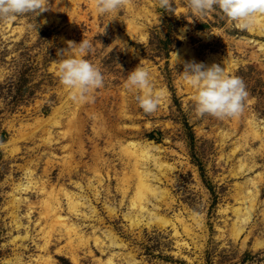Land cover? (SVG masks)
Instances as JSON below:
<instances>
[{"label": "rangeland", "instance_id": "1", "mask_svg": "<svg viewBox=\"0 0 264 264\" xmlns=\"http://www.w3.org/2000/svg\"><path fill=\"white\" fill-rule=\"evenodd\" d=\"M94 3L50 0V10L35 18L26 14L0 23V264H12L16 256L23 264H100L110 255L114 264H264V15L250 29H240L219 9L193 15L187 0H172L174 11L160 9L158 0H125L111 15L97 14ZM34 22L37 33L30 27ZM84 38L93 44L86 59L98 67L104 84L88 100L73 101L57 75L58 52ZM193 61L218 64L243 81L248 95L240 115L196 114L195 90L178 77ZM139 64L149 70L152 93L160 97L152 113L139 107L142 91L125 87ZM130 143L152 155L145 168L159 179L151 182L164 198H152L147 209L165 224L144 214L131 227L125 218L132 212V192L125 198L121 193L128 166L121 148ZM153 158L164 167L158 169ZM62 160L71 161V168ZM27 168L50 188L63 185L84 195L80 209L86 218L69 215L62 199L63 216L90 240L75 260L57 233L41 249L42 195L15 191L32 181ZM69 169L71 180L67 173L59 177ZM92 169L101 172L102 184ZM91 180L94 189L86 186ZM252 186L258 192L252 215L238 222L234 211L244 208L242 197ZM13 194L27 200L15 213ZM28 203L35 207L30 218ZM234 224L242 227L238 235ZM26 232L28 238L18 241ZM109 232L116 245L105 237ZM93 234L104 244L96 246Z\"/></svg>", "mask_w": 264, "mask_h": 264}, {"label": "clouds", "instance_id": "2", "mask_svg": "<svg viewBox=\"0 0 264 264\" xmlns=\"http://www.w3.org/2000/svg\"><path fill=\"white\" fill-rule=\"evenodd\" d=\"M61 0H55L59 4ZM125 0H95L93 7L97 14L111 15L124 6ZM160 9L174 11L172 0H158ZM187 6L195 16L203 17L219 9L220 12L240 29H250L257 15H264V0H187ZM50 10V0H0V23L7 24L18 16L32 14L35 17ZM37 33V24L30 25ZM185 31L182 29L181 32ZM183 39V36L178 37ZM93 44L88 39L81 43L67 42V48L58 52L57 75L62 86L69 90L73 101H86L90 93L103 87L104 78L98 67L86 57ZM178 62V54L174 53ZM195 90V112L198 116L210 115L218 119L234 118L244 110L247 91L243 81L226 73L218 64L187 62L178 75ZM125 87L142 91L136 97L139 107L145 113L154 112L160 102L159 94L151 90V77L147 68L139 64L127 75Z\"/></svg>", "mask_w": 264, "mask_h": 264}, {"label": "bare ground", "instance_id": "3", "mask_svg": "<svg viewBox=\"0 0 264 264\" xmlns=\"http://www.w3.org/2000/svg\"><path fill=\"white\" fill-rule=\"evenodd\" d=\"M71 121L72 120L69 121V124ZM59 122L60 120L56 119L54 121V124H59ZM251 127H252L253 136L259 137L260 135L256 127L254 125H252ZM46 133L48 134V137L45 139V142L47 144H50L52 142L51 132L48 131ZM133 143L127 144L126 146L124 145V147L121 146L122 147L121 152L123 153L126 160L128 161L127 163L128 166L126 168L127 170L126 174L123 175L125 177H124V180L122 181L124 185L121 186V193L123 195V198H125L129 190H131L132 192V195L130 196V199H129V206L132 212L127 214L125 218L130 222L131 227L138 225L141 222L140 218H143L144 214L146 215L148 214L147 216H150L155 221L161 220V222L165 224L166 222L163 219H159L158 216H156V214L150 213L149 210L147 209V203H149L152 198L157 199V200L164 198V192L159 191L158 188L155 187V185H153L151 182V177L154 178L153 180L158 181L159 179L156 176L151 175L150 172L145 168V165L148 164L147 162L152 157V155L149 154V149L147 147L138 148V146L134 145ZM66 147L67 146H63L62 149L66 150ZM82 154L83 153L81 152V155ZM69 160H71V158H69ZM153 160L155 164L157 165L158 169H162L164 167L163 164L157 160V158L156 159L153 158ZM62 161H63V164L66 163L68 164V167L71 168L70 167L71 166L70 164H72L71 161H66V160H62ZM242 166L243 165L241 164L240 169L242 168ZM72 168L75 169L77 167L75 166ZM26 171H27L26 172L27 175L30 177V179H32V181L25 187H23L21 184H17L15 187V191L20 192L22 190L24 192H32L34 190L38 194L42 195L41 200L38 202V204L40 205V211H39L40 216L37 222L39 224L38 233H41L42 240H43L41 249H44V250L48 249V246L51 243V239L53 238L54 234L57 233L59 234L60 237L65 239L66 246L69 248V250H71L70 252L71 256L73 260H75L77 258V250L83 246H86L88 244V241L90 240H89V237L87 238L85 235L81 233V230L79 229V226L77 225V223H73L63 216V213L65 211L63 210L62 199L66 201V204H67L66 210L69 215L81 216L83 218H86L87 217L86 214L83 213L80 209L82 206L86 204L85 202L84 203L80 202L81 199L84 197V195L74 194L68 191L63 185H61L59 189L50 188L48 187L49 184L46 180H41L42 178L38 180L34 179V175H35L34 170L27 168ZM65 173H67L69 180H71L70 169L67 172H64V170H62L59 173V177H61ZM92 173H93V176H92L93 179L96 180L97 183L102 184L103 175L101 174V172L97 169H94ZM46 175L47 174H45V176ZM33 179L35 181H33ZM91 182L92 180L88 181L86 183V186L90 189L91 188L94 189V187L92 186L93 184ZM73 184L80 187V184H78L77 182H73ZM253 188H254L253 190L251 189L252 191L251 190H249V192H246V190L244 191L246 192L244 193L242 197V200H243L242 204L244 205V208L243 209L234 208L235 209L234 214L238 222H242V223L246 222L252 215V211H253L255 200H256V194L258 193L257 188L255 186ZM96 195H97V192L95 191V196ZM25 201L27 200L22 197L17 198L13 194L12 200H11V205L13 206V213L17 212V210L20 208V205ZM33 209H35L33 204L28 203L26 207V217L27 218H30L28 216H30L31 211H33ZM91 210H92V214H94L95 210L93 208H91ZM108 211L110 214L114 213V210L111 208H108ZM16 217L17 216H15V221H16ZM14 225L16 226V228H19L21 226V224H18L17 222H15ZM182 226L188 232L186 225L184 223H182ZM234 226L236 227L235 233H237V235L240 234L242 232V227H239L236 224H234ZM176 234H177V231L175 230V235ZM105 237L107 238L110 245L117 244L116 238L113 237L111 232L105 235ZM27 238H28V234L26 232L24 237L22 236L18 237V241L19 240L24 241ZM92 240L94 244L98 247L104 244L103 239H101V237H99L98 235L96 236V234H93ZM13 242H15V240H13ZM39 258L41 259L42 257H39ZM114 258H115L114 255H110V257H107L104 261H101L100 264H114ZM36 260H37L36 262H39V259H36ZM44 260H46V262H49V257L44 258ZM10 263H11V260H8L6 262V264H10ZM12 264H23L21 257L16 256Z\"/></svg>", "mask_w": 264, "mask_h": 264}]
</instances>
